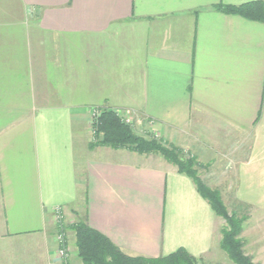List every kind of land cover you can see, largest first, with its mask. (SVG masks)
Here are the masks:
<instances>
[{"label": "crops", "instance_id": "crops-1", "mask_svg": "<svg viewBox=\"0 0 264 264\" xmlns=\"http://www.w3.org/2000/svg\"><path fill=\"white\" fill-rule=\"evenodd\" d=\"M264 0H0V264H61L54 211L131 257L206 263L224 222L156 154L91 147L93 110L198 165L230 212L264 215ZM154 132V133H153Z\"/></svg>", "mask_w": 264, "mask_h": 264}, {"label": "trees", "instance_id": "trees-1", "mask_svg": "<svg viewBox=\"0 0 264 264\" xmlns=\"http://www.w3.org/2000/svg\"><path fill=\"white\" fill-rule=\"evenodd\" d=\"M217 10L227 15H236L250 21L264 24V4L248 3L238 7L219 6ZM95 142L91 147L101 146L113 150L125 149L137 154H156L174 165L178 173L191 179L197 193L206 201L215 216L224 222L221 230L220 250L231 264H255L244 251L241 239L244 223L248 220L236 212H230L224 205L217 190L207 187L198 177L197 163L185 157L174 147L165 146L162 141L150 135L144 137L124 124L112 111L102 110L92 124ZM74 249L81 264H203L201 258L191 256L180 248L160 258L131 257L124 254L106 237L91 229L85 221L72 224Z\"/></svg>", "mask_w": 264, "mask_h": 264}, {"label": "rangeland", "instance_id": "rangeland-1", "mask_svg": "<svg viewBox=\"0 0 264 264\" xmlns=\"http://www.w3.org/2000/svg\"><path fill=\"white\" fill-rule=\"evenodd\" d=\"M93 123L94 121H89L90 129H91V136L93 137V140H96V138H94L95 135L93 134V128H92ZM225 202L228 207L229 203L227 201ZM227 210L229 211V208H227ZM239 214H240L239 216H245L248 218V220L245 221L244 223L243 232L241 234V239L243 240V243H244L243 251L247 256H249L252 259V261L255 264H264V215L260 216L256 213H252V211L247 210V209H246V215H242L241 211ZM61 222H62V227H63V224L65 225L63 215H62ZM55 224H56L57 229L59 230L60 225H58L56 222ZM63 233L65 236L66 245L68 246L70 259H71L74 250L73 248L70 247L72 245L70 241L71 239L67 237L65 227L63 228ZM57 234H58V231L56 233V236ZM216 261H217L216 263L204 262L203 264H231L226 257L225 258L218 257Z\"/></svg>", "mask_w": 264, "mask_h": 264}, {"label": "built area", "instance_id": "built-area-1", "mask_svg": "<svg viewBox=\"0 0 264 264\" xmlns=\"http://www.w3.org/2000/svg\"><path fill=\"white\" fill-rule=\"evenodd\" d=\"M98 116H99V111L93 110L91 112L90 121H96ZM121 121L128 126H132L134 124V120H132L128 117L121 118ZM93 133H94V131H93ZM153 136L157 137L154 134H153ZM54 221L58 225H60L59 230H58V234L56 236V242L58 244L56 256H57V258L61 264H70V254H69L68 246L66 245L65 236L63 233V227H62V222H61L62 221V211L60 208H57L54 211Z\"/></svg>", "mask_w": 264, "mask_h": 264}]
</instances>
